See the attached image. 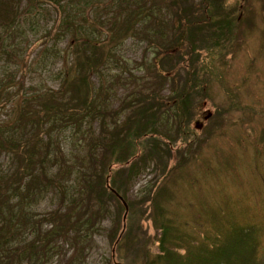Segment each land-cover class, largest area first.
<instances>
[{"label":"rangeland","instance_id":"374dc122","mask_svg":"<svg viewBox=\"0 0 264 264\" xmlns=\"http://www.w3.org/2000/svg\"><path fill=\"white\" fill-rule=\"evenodd\" d=\"M106 1L22 0L18 21L21 34L14 38L12 45L7 46L11 55H2L0 60V85L6 82L2 90L4 93L8 90L16 92L15 87L22 83L20 91H25L30 97L24 104L32 107L38 94L59 88L66 78L71 80L76 75L78 62L83 56L77 51L79 46L82 47L79 41L85 36L90 38L92 31L100 39H96L99 46L96 52L100 58L93 64L97 70L86 79L89 78L92 94L108 110L114 111L126 104L139 93L138 90L155 89L158 95L168 94L165 86L170 80L162 79L161 84L157 83L156 69L166 67L169 62L182 72L184 67L190 68L195 64L203 68L201 73L209 78L206 93L210 103L206 104L202 126L196 130V140L185 143L176 140L171 145L172 155L169 158V155L165 156L166 167L173 168L174 175L163 180L159 178L158 206L164 209L166 218L170 217L175 226L188 235L189 242H201L203 238L209 241L214 233V236L221 237L220 232L231 230L233 222L245 226L250 232L244 241L254 244L255 260L264 261V0H214L216 7L226 14L233 12L236 19L226 26L227 35L218 37L219 43L213 49L199 47L191 52V56L195 54L198 58L192 65L191 59L185 56H178L179 61L172 56L169 62L164 54H160L158 60L155 58L170 36L164 25L170 20V0H150L153 18L134 25L135 33L140 34L138 36L124 29L111 36L112 32L107 30L109 15ZM129 5H134V0L121 1L122 13L116 18V28L119 25L122 27L121 21ZM143 31H148L147 38L141 34ZM198 34L196 32L197 39H193L197 46L201 45ZM93 51V48L87 49L88 53ZM65 70L68 72L64 73ZM13 99L0 107V123L17 116ZM0 100L7 101L9 98L1 95ZM124 112L118 113L116 118L120 121L125 119ZM92 125L97 131V123ZM44 127L48 129L50 147L57 150L60 147L68 154L82 148L78 138L87 128V122L78 127L73 124L64 126L57 118L47 121ZM16 133L12 134L13 138L19 135V131L16 130ZM24 152L37 160V150L24 149ZM16 160L14 154L0 151L3 170L7 171V165L12 167ZM134 171L136 174L132 175L124 190L127 199L135 203L143 199L142 188L147 181L151 185L159 170L148 165L142 173H137V169ZM42 196L45 198L41 197L35 206L39 218L41 213L57 203L48 192L42 191ZM110 208L114 207L110 205ZM143 209L135 214L131 209L127 222L132 224L135 218L133 224L136 225L138 220L150 236L152 252H156V237L163 230L159 226L166 218H160L155 224L150 217H145ZM155 209L153 204L146 211L151 210L155 214ZM111 211L101 220L100 231L90 240L92 244L82 247L74 264H107L109 259L113 264H125L122 256H117L116 249L126 256L128 264H143L137 255L139 248L133 243L140 230L138 227L121 240L125 241L121 248L119 243L115 244V238L125 231L119 227L115 235H106L112 222ZM217 217L222 219L223 224L220 225ZM119 218L121 226L124 220L122 216ZM46 227L48 225L44 224L43 228ZM26 233V239L30 240L25 244H30L31 252L37 246L33 234ZM71 251L70 245L64 246L62 255L69 256ZM34 254L37 255L36 252ZM64 257L58 259L59 264H63Z\"/></svg>","mask_w":264,"mask_h":264},{"label":"trees","instance_id":"16d2710c","mask_svg":"<svg viewBox=\"0 0 264 264\" xmlns=\"http://www.w3.org/2000/svg\"><path fill=\"white\" fill-rule=\"evenodd\" d=\"M21 1L0 0V60L2 55H11L7 46L21 34L18 23L22 13ZM121 1H106L109 15L107 30L112 32L111 36L123 29L137 35L134 25L153 18L152 2L134 0V5L126 6L122 27L116 28V18L122 13ZM214 4H217L214 0H170V20L164 24L170 36L155 58L158 60V56L164 54L169 62L172 56H185L191 59L192 65L198 58L195 54L191 56V52L199 47L213 49L219 43L218 37L227 35L226 26L236 19L233 12L227 10L226 14ZM215 14L225 17L216 18ZM147 32L141 33L144 38H147ZM196 32L200 36L198 43L201 45L198 46L193 42L194 38L197 39ZM93 33V37L85 36L79 41L82 47L79 46L77 51L83 56L78 62L76 75L71 80L66 78L59 88L38 94L32 107L24 104L30 97L25 91H20L22 83L17 84L16 92L8 90L6 93L2 90L6 82L0 85V96L9 98L0 100V107L3 108L5 102L11 103L13 98L17 107L15 118L0 123V151L17 156L12 167L7 165V171L2 169L3 162L0 161V264H59L58 259L64 256L63 264H74L82 247L92 244V236L100 231L101 220L110 210L113 224L111 222L106 235H115L119 227L125 231L115 238V244L119 243L121 248L125 245L121 240L138 227L140 230L133 243L139 248L137 255L143 264H264L262 260H255L254 244L244 241L250 232L245 226L233 222L231 230L220 232L221 237L214 236V233L209 241L203 238L201 242H189L188 235L177 228L170 217L166 218L164 209L158 206L159 178L163 180L174 175L173 168L166 167L165 156L169 155V158L172 155L171 145L176 140L185 143L196 138V130L203 124L206 104L210 103L206 93L209 78L201 73L203 68L195 64L190 68L184 67L182 72L169 62L166 67L156 69L157 83L161 84L162 79L170 80L165 86L168 94L158 95L155 89L138 90L139 93L126 104L111 111L92 94L89 78L86 79L97 70L93 64L100 58L96 52L100 39ZM89 48L94 51L88 53ZM175 60L179 61V58ZM67 72L65 70L64 73ZM120 112H124L125 118L121 121L116 118ZM57 118L64 126L73 124L78 127L87 122V128L78 138L82 146L78 152L69 155L60 147L58 150L50 147L48 129L44 126L47 121ZM93 122L97 123V131ZM16 130L20 138H13L12 134H18ZM24 149L37 150V160L26 154ZM148 165L159 170L158 174L151 185L148 181L145 183L143 199L134 203L127 199L124 187L136 174L134 169L142 173ZM42 191L48 192L49 197L54 196L57 203L41 213L39 218L35 206L43 197ZM147 202L150 207L154 204L155 214L151 210L146 211ZM110 205L114 208L111 209ZM130 208L133 214L144 208L146 215H143L150 217L155 224L160 218H166L159 226L162 233L156 237L159 252H152L150 236L138 220L136 225L133 224L135 218L132 224L127 222V216L132 214ZM119 216L126 221L125 226L124 221L120 226ZM217 221L223 224L219 217ZM44 224L48 225L45 229ZM27 231L33 234L37 246L31 252L30 244H25L30 240L26 239ZM67 245L72 247L69 256L62 255ZM34 252L37 255H33ZM116 253L118 257L122 256L123 263L128 264L124 254H119L118 249ZM107 264L113 263L109 259Z\"/></svg>","mask_w":264,"mask_h":264}]
</instances>
